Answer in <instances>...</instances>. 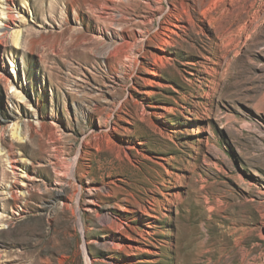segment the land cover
Listing matches in <instances>:
<instances>
[{"label": "rangeland", "instance_id": "1", "mask_svg": "<svg viewBox=\"0 0 264 264\" xmlns=\"http://www.w3.org/2000/svg\"><path fill=\"white\" fill-rule=\"evenodd\" d=\"M3 7L0 264H264V0Z\"/></svg>", "mask_w": 264, "mask_h": 264}, {"label": "bare ground", "instance_id": "2", "mask_svg": "<svg viewBox=\"0 0 264 264\" xmlns=\"http://www.w3.org/2000/svg\"><path fill=\"white\" fill-rule=\"evenodd\" d=\"M4 1L5 0H0V19H5L6 18V16H5V11L3 10L4 9V7H3V3H4ZM181 11L183 12V11H185V8H182V10H179V9H177L176 7H173V9L172 10H170V11H168V14L169 15H175V14H180L181 13ZM8 16V15H7ZM174 17V16H173ZM190 24L189 23V20H186V24ZM5 24L4 23H2L1 21H0V30H1V27L2 26H4ZM185 24H183L182 26H180V29H181V27H183V28H185ZM18 33L19 32H17V34H16V40H15V43L14 44H16V47H19L18 46V44H20V42H19V40L17 39V37H18ZM0 35H2V33L0 32ZM12 65H13V67H12V69H11V71L12 72H16V70H15V64H13V62L11 63ZM0 154H1V151H0ZM131 213V212H130ZM143 231V230H142ZM143 234H144V236H143ZM145 234H150V231L149 230H144V232H141V234H139V235H141L140 237H144V239L145 240H147V238L145 237ZM148 254L149 255H157L158 254V252L156 251V250H154V249H148ZM155 258V257H154ZM154 260V259H153ZM152 262V261H151Z\"/></svg>", "mask_w": 264, "mask_h": 264}]
</instances>
